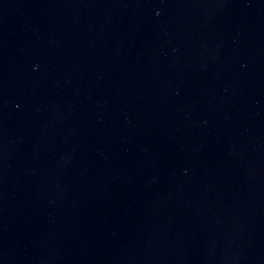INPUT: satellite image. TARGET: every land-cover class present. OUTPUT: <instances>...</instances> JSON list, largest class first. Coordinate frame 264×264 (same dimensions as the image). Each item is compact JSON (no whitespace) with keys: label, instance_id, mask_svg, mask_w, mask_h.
Wrapping results in <instances>:
<instances>
[{"label":"water","instance_id":"95a60500","mask_svg":"<svg viewBox=\"0 0 264 264\" xmlns=\"http://www.w3.org/2000/svg\"><path fill=\"white\" fill-rule=\"evenodd\" d=\"M0 264H264V0H0Z\"/></svg>","mask_w":264,"mask_h":264}]
</instances>
